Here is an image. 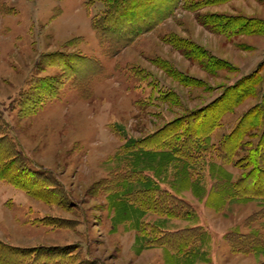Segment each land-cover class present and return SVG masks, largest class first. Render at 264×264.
Returning a JSON list of instances; mask_svg holds the SVG:
<instances>
[{
  "label": "rangeland",
  "instance_id": "374dc122",
  "mask_svg": "<svg viewBox=\"0 0 264 264\" xmlns=\"http://www.w3.org/2000/svg\"><path fill=\"white\" fill-rule=\"evenodd\" d=\"M198 1L205 4L179 0L168 17L114 52L93 27V19L107 10V0H0V136L17 151L27 186L42 195L39 199L0 179V247L25 251L67 245L65 264H190L188 257L164 247L139 249L136 229L127 219L130 208L114 203L113 194H119L122 179L116 174L130 169L128 138L192 120L190 113L203 110L209 140L199 143L198 151L210 152L194 161L203 179L198 185L191 182L200 196L183 189L181 163L169 164L153 154L141 157L160 171L159 186L188 201L198 219L150 211L140 218L165 230L202 226L208 237L195 264L264 262V194H258L253 180L246 184L248 192L223 195L225 203L218 205L219 192L250 169L245 158L260 148L264 134L262 119L260 127L247 130L235 155H218L221 139L244 113L264 105V33L227 36L198 19L200 13L264 19V0H229L191 10L189 2L197 6ZM158 3L170 6L166 0ZM174 37L191 42L187 50L196 46L195 56L169 42ZM242 79L243 88L256 84L250 96L231 107L240 88L233 87ZM31 175L47 176L45 184L56 185L41 191L28 180ZM258 188L264 189V176ZM210 190L214 207L207 204ZM43 217L58 225L35 222ZM249 232L258 234L259 245L235 250L231 237ZM256 246L261 248L254 251ZM0 258V264H12L21 255L3 250Z\"/></svg>",
  "mask_w": 264,
  "mask_h": 264
},
{
  "label": "trees",
  "instance_id": "16d2710c",
  "mask_svg": "<svg viewBox=\"0 0 264 264\" xmlns=\"http://www.w3.org/2000/svg\"><path fill=\"white\" fill-rule=\"evenodd\" d=\"M227 1L229 0H205L204 3L218 4ZM166 2L170 5L167 9L164 8L165 5L158 3V0H107V10L102 13V15L93 19V27L102 41L106 38L109 39V44L115 52L116 50H120L122 46L129 45L136 36L151 30L164 18L168 17L173 12L174 7L178 4L179 0H166ZM193 3L194 2H189V8L196 12L199 11L197 8L205 5L201 4L199 1L197 6H193ZM198 19L203 25L211 28V30L224 33L227 36H231L235 33H264V19L260 18L229 16L222 13H211L208 15H202L200 13L198 14ZM169 42L175 47L184 50V53L187 55L191 53L195 56L194 53H196V46L192 48L193 50H187L184 48L186 46H192L191 42L178 37L170 39ZM197 49L199 50L198 47ZM218 62L223 61L219 59ZM159 63H162L163 65L165 64L164 61ZM250 78H252V76H250ZM245 80L242 79L237 85H234L233 88H240L236 91L235 98L229 103L231 107L236 106L247 96L251 95L250 92L252 93L256 82L253 81L251 87H247L246 85L243 88ZM202 111L203 110H196L195 112L190 113L193 116L192 120H184L183 122L178 120L144 137L128 138L125 146L126 152L130 153L128 160V162H130L128 163L130 169L119 175L118 173L116 174L118 180L122 179L119 181V184L117 182L120 186L119 194L118 192L113 194L116 198L114 203H124L130 208V211L127 214V219L131 222L132 228L136 229V244L139 249L153 246L164 247L178 255L188 257L190 264H195V259L198 258L199 254V246L208 237L202 226L195 225L178 230H165L155 223L142 221L140 217L144 215L146 211H150L168 218L197 220L198 213L184 198L178 196L167 188L160 187L159 181L157 180V175L160 171L154 168L152 162H145L141 157L144 154H153L159 157L161 156L164 161L169 164L176 162L181 163L182 169L180 172L183 175L184 180L183 189H192L194 195L200 196V192L193 184H191V182L198 185V181L203 179L200 172L195 169L197 165L194 161L198 158L203 160L205 158V156H203L204 152H210V149L205 147V150L198 151L202 145L199 143L205 144V141H207L209 137V133L203 132V125L201 123V120H203ZM219 116L220 115L217 114L211 121V133L214 128L218 126L216 119ZM263 117L264 105L263 107H254L244 113L233 131L221 139L218 146V155L222 158L235 155L237 150H240L244 144L245 138L249 132L247 130L253 127H260L262 123L259 122L264 119ZM247 123L248 125H246ZM174 124L178 126L176 129L170 127V125L172 126ZM203 133L205 136L202 138L201 136ZM7 139L8 138L4 134L0 136V179L9 180L13 184L25 188L32 196H37L39 199H42V195H40L41 192L38 190L32 191L23 180V178L27 176V173L23 172L25 169H23L22 163L18 160V157H16L17 151L13 147V144ZM260 140L261 148L262 145L264 147V134ZM260 148L253 150V152H250L245 158L246 165L250 166L247 173L239 177L238 181L230 183V187H228L225 192H219L221 200L218 203L219 207L225 203L223 195L227 197L233 196L232 193L234 192L236 196H240V193H237V190L241 193L248 192L249 185L246 184L249 180H253L252 183L255 185L254 188L259 191V195L264 194V189L258 188V183L261 180V177L263 178L264 176V150ZM18 162H20V166L16 165ZM191 168H193L194 171H191ZM152 170L154 171V174L150 175L148 171ZM47 178V176L43 179L41 175L37 177L31 175L28 180L32 182V185H38L39 190L42 191L47 185H56L53 182L52 184H45L44 181ZM46 189L49 188L46 187ZM213 193L214 192H211L210 190L207 195V204L212 207L214 206L212 205V202L210 205V199ZM213 195L215 196V194ZM44 197L47 198L45 195ZM128 201H130V203ZM131 203L137 205L131 206ZM35 222L43 225H58L52 219H47L45 217L36 219ZM253 233L254 232L241 235L234 234V236L231 237L234 249L240 250V248L243 249L249 244L248 248L253 245H259L258 238L260 237L257 233L255 234V237H253ZM239 243L242 244L241 247H239ZM235 245L239 248H236ZM259 248L261 247L256 246L253 250L257 251ZM68 249L69 246L66 245L64 247H41L21 251L23 250L22 248L20 249V247L15 246L5 248L0 247V253L5 250L12 256L21 255V258L16 259L12 264H65L67 263V256H69L66 252ZM256 264H264V262Z\"/></svg>",
  "mask_w": 264,
  "mask_h": 264
}]
</instances>
